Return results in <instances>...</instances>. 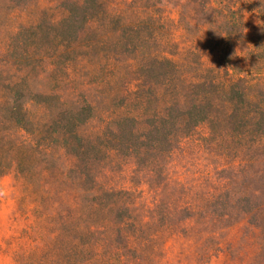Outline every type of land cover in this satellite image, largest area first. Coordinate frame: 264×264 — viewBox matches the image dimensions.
<instances>
[{
  "label": "rangeland",
  "instance_id": "obj_1",
  "mask_svg": "<svg viewBox=\"0 0 264 264\" xmlns=\"http://www.w3.org/2000/svg\"><path fill=\"white\" fill-rule=\"evenodd\" d=\"M169 100L197 115L155 145ZM82 108L124 134L76 169ZM0 169V264H264V0H0Z\"/></svg>",
  "mask_w": 264,
  "mask_h": 264
},
{
  "label": "trees",
  "instance_id": "obj_2",
  "mask_svg": "<svg viewBox=\"0 0 264 264\" xmlns=\"http://www.w3.org/2000/svg\"><path fill=\"white\" fill-rule=\"evenodd\" d=\"M229 13L230 22L233 20V14H231V9H227ZM72 22V19L65 18L62 22V24H70ZM79 22V21H78ZM75 23V20L73 21V24ZM62 52L58 53L57 55H61ZM165 62L166 65L173 66L175 63L169 59H166ZM159 66L155 64V71ZM147 66H143V75L138 73V76H134V79H131L132 82H124V87L122 91L125 93H132V94H139L140 92L145 93L147 89H150L149 84L145 81L144 78V72L148 73ZM63 70V69H62ZM65 70H68L66 67ZM141 70V71H142ZM156 74V73H155ZM134 82V83H133ZM130 84V85H129ZM134 84V85H131ZM167 81L163 78L162 81H156L155 82V97L158 98V93L160 87L166 86ZM20 99H17V97L13 100V103L8 106L9 112L12 115V118L16 121L17 126L20 129H24L25 127V121H23L22 116L23 114V108L19 101ZM201 99H199L198 103H201ZM198 105L192 107L190 105L187 107L185 111H181L180 105L176 100H169L167 103H165L162 108L160 107L159 110L155 111V124H151L152 127H154L155 132V145L158 144L161 146L162 144H166L167 142H170V135L172 133L168 132V129H175L177 128L178 131V123L175 121V119L183 120L181 122L184 125H187L192 122V120L195 118L196 111H197ZM176 112L178 113V116L176 117ZM87 113V110L85 108L79 110V111H72L69 114H66V118L64 119L65 125L62 127L61 131L59 130V136H63L65 138V143L68 142V140L75 141L80 139L79 146L77 147V154H75L76 158L79 160L78 163L75 164L76 169L81 168L82 164V156L83 154L87 152H95V153H102L104 158L111 159L114 154L120 153V144H122L123 134H124V127L122 126V120H119L115 123L114 127L110 129V135L106 134L104 136V139L107 140L111 145L104 146L101 144L98 140H101L100 138L95 139L93 138V141L90 139H81L80 133L78 131V128L83 124V118H85V114ZM131 120H135V117H131ZM178 125V126H177ZM150 126V125H149ZM180 130V128H179ZM152 134V132H150ZM67 137V139H66ZM98 141V142H97ZM115 145H112L114 144ZM75 143H73L74 145ZM157 147H155L156 151ZM159 149V148H158ZM0 174H2V169H0ZM122 192V191H121Z\"/></svg>",
  "mask_w": 264,
  "mask_h": 264
},
{
  "label": "clouds",
  "instance_id": "obj_3",
  "mask_svg": "<svg viewBox=\"0 0 264 264\" xmlns=\"http://www.w3.org/2000/svg\"><path fill=\"white\" fill-rule=\"evenodd\" d=\"M0 195H3V193H2V192H0Z\"/></svg>",
  "mask_w": 264,
  "mask_h": 264
}]
</instances>
